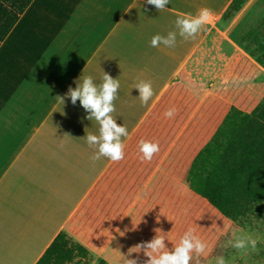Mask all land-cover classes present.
<instances>
[{
    "label": "crops",
    "instance_id": "1",
    "mask_svg": "<svg viewBox=\"0 0 264 264\" xmlns=\"http://www.w3.org/2000/svg\"><path fill=\"white\" fill-rule=\"evenodd\" d=\"M230 2L169 0L159 12L146 0L31 1L0 42V264H35L60 231L76 232L78 225L90 230L76 210L97 183L98 197L127 195L157 155L141 161L139 141L164 138L173 121L165 111H184L190 91L198 104L188 122L196 113L204 120L201 107L227 71L220 20ZM204 7L212 12L209 22L195 39L184 40L175 25L178 14L195 15ZM172 31L174 47L150 46L153 36ZM105 72L119 80L112 116L129 133L122 137L125 156L118 163L91 159L97 149L87 144L86 130L98 135L99 125L67 96L84 77L99 85ZM181 75L184 86L159 104ZM138 80L151 82L154 95L147 105L134 88ZM179 135L115 230L154 193L157 177L175 169ZM252 211L264 212V200Z\"/></svg>",
    "mask_w": 264,
    "mask_h": 264
},
{
    "label": "trees",
    "instance_id": "2",
    "mask_svg": "<svg viewBox=\"0 0 264 264\" xmlns=\"http://www.w3.org/2000/svg\"><path fill=\"white\" fill-rule=\"evenodd\" d=\"M32 0H0V42L18 21ZM243 0H231L223 17L229 18L239 10ZM263 49L264 38L259 42ZM255 59L263 63L260 56ZM255 65L243 54H238L230 65L232 76L251 75L249 65ZM184 86L183 77L175 81L159 101L161 104L170 92ZM184 111L173 117L169 132L159 143V152L142 173L133 180L127 195L98 197V183L74 215L82 214L85 227L84 243L72 244L67 231H60L35 264H69L75 259L86 258L88 247L102 244L104 237L115 231L134 194L147 181L161 156L178 136V154L175 169H185V176L194 184L190 203L180 221L172 225L174 239L171 250L189 228L208 245V254L200 256V264L207 258L224 256L231 233L227 227L233 221L250 213L264 200V102L250 99L248 92L228 96H211L201 107V114L189 117L198 104L191 94ZM154 114V111H153ZM153 115H149L151 118ZM136 178V177H135ZM100 192V191H99ZM153 192L147 196L149 199ZM80 259L78 263L81 264ZM100 264H107L104 259ZM190 264H196V257Z\"/></svg>",
    "mask_w": 264,
    "mask_h": 264
},
{
    "label": "rangeland",
    "instance_id": "3",
    "mask_svg": "<svg viewBox=\"0 0 264 264\" xmlns=\"http://www.w3.org/2000/svg\"><path fill=\"white\" fill-rule=\"evenodd\" d=\"M264 0H243L239 10L229 18L222 17L220 22L224 28L228 42L227 71L218 77L217 87L211 96H228L235 100L237 95L248 92L250 99L264 102V54L259 42L264 38ZM223 36V35H222ZM226 43L223 48L226 49ZM238 54L245 55L255 65H249L251 75L232 76L229 67ZM255 56H260L263 63L258 62ZM173 169V168H172ZM185 169L167 170L155 182L156 189L151 198L145 199L129 214V219L121 227L104 237L102 244L88 247L86 258L75 257L69 264H100L104 259L107 264H124V257L137 259L138 264H144L148 258L143 252L128 256V249L140 242L150 241L155 235V229H160V235L165 236L166 246L171 247L174 233L172 225L180 221L186 211L192 190L191 182L185 176ZM163 178V179H161ZM161 179V180H160ZM159 181V182H158ZM143 200L141 199V202ZM72 226H77L72 223ZM264 212H251L233 221L227 227L231 237L227 240V252L223 256L227 264H264ZM243 229L244 232L258 239V251H249L247 255L228 245L233 239V230ZM67 231L72 244L84 243V235L88 230L81 225ZM124 233V235H121ZM207 258L204 264H215L216 258ZM263 258V259H262Z\"/></svg>",
    "mask_w": 264,
    "mask_h": 264
},
{
    "label": "clouds",
    "instance_id": "4",
    "mask_svg": "<svg viewBox=\"0 0 264 264\" xmlns=\"http://www.w3.org/2000/svg\"><path fill=\"white\" fill-rule=\"evenodd\" d=\"M150 5L155 6L157 11H163L169 4V0H146ZM212 12L204 7L198 10L195 15L178 14L175 25L179 30V36L184 40L195 39L197 33L209 22ZM177 33L169 32L167 36L155 35L151 39V47H174ZM120 88L118 79H114L108 73H104L102 83L95 84L91 76L84 77L82 82L77 83L76 88H70L67 96L70 97L73 105L79 100L81 106L88 113V120H95L99 125V134H92L86 130V142L89 146H95L97 151L91 157L93 161L106 157L114 163L124 159L125 144L122 137H128L129 133L125 126H121L113 118L112 113L116 111L114 101ZM134 88L139 90V99L142 105H147L153 97L154 92L150 81L138 80ZM62 101L64 99L61 97ZM176 109L169 108L165 111L166 118H173ZM160 150L158 142L141 139L138 143V154L141 161H151L153 156ZM156 235L150 241H143L131 246L128 249V256L133 253H141L148 258L144 264H190L193 254L196 257V264H200V256L208 254V245L196 233L195 229L189 228L181 236L179 242L171 250H166L165 236L160 235V229H155ZM121 235H124L122 233ZM233 239L228 245L238 250L241 255H247L249 251H258V239L244 232L243 229L233 230ZM124 264H138L137 259L124 257ZM215 264H227L223 256L216 258Z\"/></svg>",
    "mask_w": 264,
    "mask_h": 264
},
{
    "label": "bare ground",
    "instance_id": "5",
    "mask_svg": "<svg viewBox=\"0 0 264 264\" xmlns=\"http://www.w3.org/2000/svg\"><path fill=\"white\" fill-rule=\"evenodd\" d=\"M264 3V2H263Z\"/></svg>",
    "mask_w": 264,
    "mask_h": 264
}]
</instances>
